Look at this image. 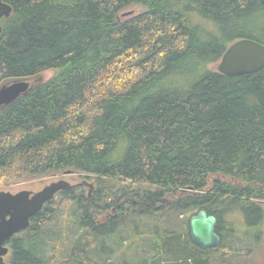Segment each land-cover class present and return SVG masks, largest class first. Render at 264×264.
I'll list each match as a JSON object with an SVG mask.
<instances>
[{"label": "trees", "instance_id": "trees-1", "mask_svg": "<svg viewBox=\"0 0 264 264\" xmlns=\"http://www.w3.org/2000/svg\"><path fill=\"white\" fill-rule=\"evenodd\" d=\"M3 1L0 85L53 74L0 107V190L67 170L93 185L49 200L8 264H211L229 236L260 235L264 66L213 65L237 39L264 44V0ZM201 209L216 247L191 239Z\"/></svg>", "mask_w": 264, "mask_h": 264}, {"label": "water", "instance_id": "water-1", "mask_svg": "<svg viewBox=\"0 0 264 264\" xmlns=\"http://www.w3.org/2000/svg\"><path fill=\"white\" fill-rule=\"evenodd\" d=\"M11 11V6L0 0V17H8ZM130 12L123 13V15ZM263 66L264 44L250 38H240L228 45L214 69L226 76H238L257 72ZM42 80L38 75L4 82L0 85V107L8 105ZM70 173L73 171L64 172V174ZM79 184L87 185L89 192L93 188L92 183L87 180H83ZM75 186L76 184H71L61 178L52 181L36 192L21 190L13 193L8 190H0V264H8L5 260L9 254L7 241L13 235L26 230L32 216L40 212L58 192L69 190ZM216 222V217L203 209L190 216V235L195 245L202 249L219 245L221 239L216 231Z\"/></svg>", "mask_w": 264, "mask_h": 264}, {"label": "rangeland", "instance_id": "rangeland-1", "mask_svg": "<svg viewBox=\"0 0 264 264\" xmlns=\"http://www.w3.org/2000/svg\"><path fill=\"white\" fill-rule=\"evenodd\" d=\"M215 65H213L214 67ZM53 74L52 70H46L39 74L41 78L48 79ZM65 179L69 181L71 184H78L82 182V180H87L83 178L81 175L77 173H70V174H64V173H57V174H49L44 176H36V177H22L20 179H17L12 184L5 186L1 190H8L13 193L21 191V190H31V191H38L42 189L47 184H50L52 181H56L58 179ZM90 181V180H88ZM85 187V193L89 191V187L87 185ZM58 203L63 206L62 204H66V200L61 195L55 196ZM262 207L264 210V203H262ZM112 212L111 210L105 211L102 214L98 216L100 221L106 220L108 215H110ZM182 217V216H181ZM237 217L238 216H233ZM177 223V220H174ZM164 226H166V221H163ZM246 225V223H245ZM239 228L242 231L247 232V228L245 227V230L241 224H239ZM260 234L258 237L253 236L252 234L245 235V238H241V236H233L228 237L227 243L228 247L230 248V252L228 253V249L221 250L220 254H216L215 258L213 259L211 264H264V217L262 223L259 225L257 230H253L251 233L257 234V232ZM229 244L231 246H229ZM127 254L133 252L126 251ZM119 251L115 253V256H113V259L116 260V257L118 256ZM7 258V256H6Z\"/></svg>", "mask_w": 264, "mask_h": 264}, {"label": "flooded vegetation", "instance_id": "flooded-vegetation-1", "mask_svg": "<svg viewBox=\"0 0 264 264\" xmlns=\"http://www.w3.org/2000/svg\"><path fill=\"white\" fill-rule=\"evenodd\" d=\"M78 184H79V183H78ZM78 184H76V185H78ZM261 223H262V222H261ZM261 223H260V224H261ZM260 224H259V225H260Z\"/></svg>", "mask_w": 264, "mask_h": 264}]
</instances>
